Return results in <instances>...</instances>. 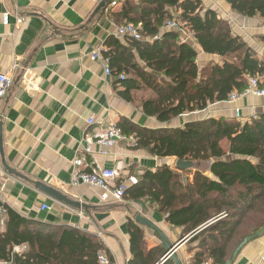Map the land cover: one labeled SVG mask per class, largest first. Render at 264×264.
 Here are the masks:
<instances>
[{
	"label": "crops",
	"instance_id": "0c3cea01",
	"mask_svg": "<svg viewBox=\"0 0 264 264\" xmlns=\"http://www.w3.org/2000/svg\"><path fill=\"white\" fill-rule=\"evenodd\" d=\"M123 1L0 0V72L13 74L11 89L0 99L3 148V154L0 152V231L7 229L8 215L3 209L6 204L21 216L42 223L46 229L73 227L93 235L113 264H128L132 258L133 225L142 229L147 249L162 245L167 253L160 233L137 219L141 215L161 230L169 244L179 243L175 253L181 264H194L192 258L199 250L197 242H190L191 235L182 236L183 227L171 224L156 203L134 196L130 192L132 187L122 201L111 197L103 201L101 189L86 184L73 185L74 174L78 170L91 172L99 165L115 169L119 179L129 175L140 179L146 171L167 165L173 172L188 176L190 183L196 171L214 178L210 161L205 170L201 161L195 160L194 168L177 169L178 157L152 154L138 146V138L132 133L124 132L130 140L135 138V143L120 140L102 154L103 148L95 142V134L123 119L149 129L182 128L194 120L234 117L235 107L241 109L240 120L245 122L264 112V98L246 96L236 103H209L204 110L186 112L168 121L146 114L143 102L155 97L153 90L133 72L107 75L103 64L91 57L94 49L106 47L110 36L126 45L128 39H135L116 35L117 29L125 24L115 18ZM202 5L227 20L233 33L264 59V20L261 17H243L234 12L226 0H202ZM4 13L10 16L8 25L2 22ZM163 30L171 28L165 23ZM178 32L180 41L196 48L200 75L204 67L222 62V57L205 53L193 33ZM144 39L142 35L139 40ZM134 53L144 66L135 50ZM17 61L18 67L13 71ZM124 75L141 82V87L127 88L120 79ZM91 117L95 120L92 125L88 123ZM90 144L88 153L85 148ZM76 159L83 161L82 166H76ZM36 182L82 206L54 198L39 189ZM43 205L50 208H42ZM241 240L237 234L231 244L233 253ZM25 248V245L16 246L14 250L19 252ZM169 258L172 257L165 261ZM211 262L209 258L202 264ZM0 264L14 263L0 260ZM231 264H264V233L249 241Z\"/></svg>",
	"mask_w": 264,
	"mask_h": 264
},
{
	"label": "trees",
	"instance_id": "16d2710c",
	"mask_svg": "<svg viewBox=\"0 0 264 264\" xmlns=\"http://www.w3.org/2000/svg\"><path fill=\"white\" fill-rule=\"evenodd\" d=\"M232 10L264 20V0H226ZM115 18L141 25V34L151 41L128 39L123 44L110 36L104 56L110 59L112 73H135L150 87L155 97L143 102L146 114L160 121L186 112L204 110L209 103L225 102L233 92H242L248 78L264 84V59L238 35L227 20L202 0H124ZM168 21H177L193 33L202 50L222 57L221 63L203 68L196 63L198 52L180 41L177 30H163ZM137 52L141 65L136 57ZM127 88H140L141 82L120 77ZM234 117H209L187 122L182 128L149 129L127 119L117 124L126 134H135L138 146L159 157L210 161L214 178L196 171L189 177L173 172L167 165L146 171L130 189L137 197L156 203L167 220L183 227L182 236L197 242L194 264H226L233 252L237 234L264 229V112L242 122ZM227 141V149L223 142ZM7 229L0 231V260L14 264H99L102 244L88 233L73 227L47 228L21 216L4 204ZM261 220H260V219ZM210 221H213L210 223ZM142 229L132 226V258L128 264H161L164 246L147 249ZM25 245L23 251L16 246ZM234 251V250H233ZM163 264H175L169 258Z\"/></svg>",
	"mask_w": 264,
	"mask_h": 264
},
{
	"label": "built area",
	"instance_id": "2783aa9c",
	"mask_svg": "<svg viewBox=\"0 0 264 264\" xmlns=\"http://www.w3.org/2000/svg\"><path fill=\"white\" fill-rule=\"evenodd\" d=\"M115 4L116 2H113V5ZM9 18L10 16L8 13L3 14L2 22L4 25L9 24ZM166 25L168 28L184 32V29L181 27V24H179L177 21H168ZM140 31H141L140 26L129 22L121 25L117 29L116 35L120 37L131 36L135 39H141L142 34ZM105 50H106L105 47L100 46L92 51L91 57L94 60H99L104 66L105 73L109 75L112 73V69L110 65V59L104 56L103 52ZM17 67H18V61L15 62L14 66L12 67L13 71ZM12 85H13V74L10 71L4 73L0 72V99L6 96V94L11 89ZM246 96H255V97L264 98V84L260 85L259 80L256 77H249L247 88L242 92H233L229 96L227 101L229 103H236ZM234 112L236 117L239 118L241 116V109L239 107H235ZM88 123L90 125L95 123L94 118L91 117L88 120ZM127 139H129L127 135H125L124 132L121 130V128L118 127L116 124H113L111 127H109L106 130H100L95 134V142L103 148V150L101 151L102 154H105L106 153L105 149L113 146L117 141L127 140ZM130 141L131 143H135L136 139L132 137ZM85 150L88 153H90L91 144L87 145ZM75 164L76 166H82L83 161L81 159H76ZM138 180H139L138 177L133 175H129L122 179H119V174L115 169L105 168L97 165L95 169H93V171L91 172L79 171V170L76 171L72 183L73 185L86 184L91 187H96L101 189L103 191V194L101 196V199L103 201H107L108 199H110V197L113 198L115 201H122L125 198L127 190L130 187L136 185L138 183ZM42 208L49 209L50 207L48 205H43ZM212 222L213 221H210V223ZM168 257H170V255H168ZM98 262L99 264H113V262L108 257V255L103 251H100L98 253ZM214 264H219V263H214Z\"/></svg>",
	"mask_w": 264,
	"mask_h": 264
},
{
	"label": "water",
	"instance_id": "95a60500",
	"mask_svg": "<svg viewBox=\"0 0 264 264\" xmlns=\"http://www.w3.org/2000/svg\"><path fill=\"white\" fill-rule=\"evenodd\" d=\"M0 152L3 154V148H2V123L0 122ZM202 166H203V162L201 161ZM175 166L177 169L180 170H187V169H192L196 166V162L194 160H189V159H180V158H176L175 160ZM36 185L39 189L43 190L44 192H46L47 194L53 196L54 198H57L59 200H64L66 203L70 204V205H74V206H82V204L77 203L75 201H71L68 198H66L65 196H63L62 194H60L59 192H57L56 190L45 186L44 184H41L39 182H36ZM0 206H2V203L0 202ZM137 219L142 222L143 224L150 226L152 228H155L161 235V237L163 238V241L166 245L167 248V253L163 256L162 260L165 261L168 258V255H170V257H172L174 259V261L176 262V264H181L176 253L175 250L178 247L179 243H176L174 245H171L168 243V241L165 239L163 233L161 232V230L150 220H148L147 218L138 215ZM264 233V229L260 230L257 233L248 235L244 238V240L239 244V246L236 248V250L233 253V256L230 258V260H228V262L226 264H231L233 259L239 254V252L241 251V249L252 239L260 236L261 234Z\"/></svg>",
	"mask_w": 264,
	"mask_h": 264
},
{
	"label": "rangeland",
	"instance_id": "374dc122",
	"mask_svg": "<svg viewBox=\"0 0 264 264\" xmlns=\"http://www.w3.org/2000/svg\"><path fill=\"white\" fill-rule=\"evenodd\" d=\"M122 25H123V24H122ZM225 103H229V102H228V101H225ZM242 117H243V116H242ZM242 117H241V118H242ZM223 146H224V148L227 149V146H228L227 141H224V142H223ZM202 162H203V166H204V167H203V170H205V169H206L205 167L208 166L209 162H208V161H202ZM263 208H264V207H263ZM263 217H264V216H263V214H262V215L260 216V218L263 220ZM260 218H259V219H260ZM261 219H260V220H261Z\"/></svg>",
	"mask_w": 264,
	"mask_h": 264
}]
</instances>
